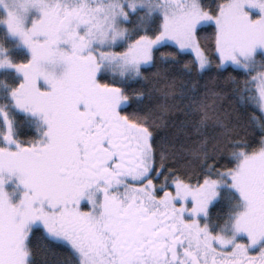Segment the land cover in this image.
Segmentation results:
<instances>
[{
  "label": "snow or ice",
  "instance_id": "obj_1",
  "mask_svg": "<svg viewBox=\"0 0 264 264\" xmlns=\"http://www.w3.org/2000/svg\"><path fill=\"white\" fill-rule=\"evenodd\" d=\"M0 264H264V0H0Z\"/></svg>",
  "mask_w": 264,
  "mask_h": 264
}]
</instances>
